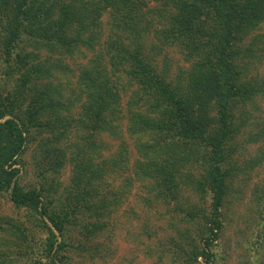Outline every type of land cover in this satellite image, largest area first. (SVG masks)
Masks as SVG:
<instances>
[{
    "label": "trees",
    "instance_id": "1",
    "mask_svg": "<svg viewBox=\"0 0 264 264\" xmlns=\"http://www.w3.org/2000/svg\"><path fill=\"white\" fill-rule=\"evenodd\" d=\"M263 66L264 0H0V200L15 215L0 216V264L105 262L122 218L141 222L138 244L169 231L149 259L217 264L227 210L264 167ZM134 191L153 218L125 206ZM249 196L245 264L264 181Z\"/></svg>",
    "mask_w": 264,
    "mask_h": 264
},
{
    "label": "rangeland",
    "instance_id": "2",
    "mask_svg": "<svg viewBox=\"0 0 264 264\" xmlns=\"http://www.w3.org/2000/svg\"><path fill=\"white\" fill-rule=\"evenodd\" d=\"M105 19V17H103ZM167 53L170 58V74L174 75L175 67L179 63L182 65V62L179 60L177 54L172 51H163V54ZM160 57L157 58V65L160 66ZM180 61V62H179ZM264 72V66L260 68V73ZM250 153L255 151L250 147ZM29 152V151H28ZM244 155H247L245 153ZM235 157H240L236 155ZM26 159L29 160V155L26 156ZM31 172V171H30ZM259 178L253 179L248 182L247 186H243L241 190L242 199L240 201L234 200V205H230L229 210H227V219L228 227L226 228L223 237H224V255L217 264H245L249 262L246 258V251L242 246L244 239H247L250 234V228L254 224V213L256 210V204L253 203L250 199L249 192L253 184L261 183L264 181V167L259 171ZM70 167L64 166L61 174L59 176V182L61 184L60 189L66 186L69 183ZM235 181V187L238 189L239 186ZM134 191L125 203L126 207L133 208L135 215L140 218H153L155 215L153 212L145 210V207L140 203L138 198H135ZM134 215V216H135ZM0 216L14 217L11 204L5 200H0ZM143 220V219H142ZM149 224V223H148ZM163 225V224H162ZM115 230L116 235L113 238L112 242L105 246H108L107 257L105 262L100 261H84L80 258L74 257L70 264H169L168 257L163 259V263L156 262L154 257L147 258L144 255L146 247L156 246L157 242L166 241L169 236V231L159 230L155 237L152 236L151 240H147L145 236H141L140 242H135L134 235L141 233L142 224L141 222L134 223L132 221L121 219V223H118ZM148 229L151 231V225L149 224ZM16 264H25L22 262H17ZM249 264H264V240L262 242V247L258 257L254 262Z\"/></svg>",
    "mask_w": 264,
    "mask_h": 264
}]
</instances>
